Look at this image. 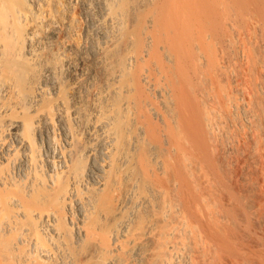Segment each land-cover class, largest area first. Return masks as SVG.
Segmentation results:
<instances>
[{"label": "bare ground", "instance_id": "bare-ground-1", "mask_svg": "<svg viewBox=\"0 0 264 264\" xmlns=\"http://www.w3.org/2000/svg\"><path fill=\"white\" fill-rule=\"evenodd\" d=\"M0 264H264V0H0Z\"/></svg>", "mask_w": 264, "mask_h": 264}]
</instances>
